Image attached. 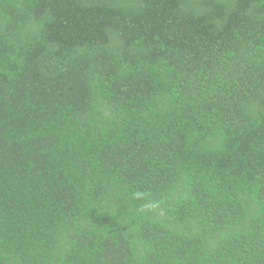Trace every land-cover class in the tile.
I'll return each mask as SVG.
<instances>
[{
    "label": "trees",
    "instance_id": "trees-1",
    "mask_svg": "<svg viewBox=\"0 0 264 264\" xmlns=\"http://www.w3.org/2000/svg\"><path fill=\"white\" fill-rule=\"evenodd\" d=\"M0 264H264V0H0Z\"/></svg>",
    "mask_w": 264,
    "mask_h": 264
}]
</instances>
